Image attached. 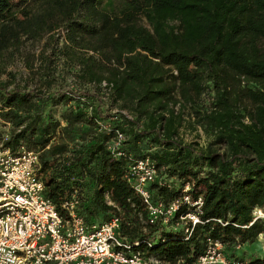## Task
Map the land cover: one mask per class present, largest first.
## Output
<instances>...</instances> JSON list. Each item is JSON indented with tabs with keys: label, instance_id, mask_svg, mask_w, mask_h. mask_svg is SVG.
I'll return each mask as SVG.
<instances>
[{
	"label": "trees",
	"instance_id": "1",
	"mask_svg": "<svg viewBox=\"0 0 264 264\" xmlns=\"http://www.w3.org/2000/svg\"><path fill=\"white\" fill-rule=\"evenodd\" d=\"M45 34L24 84L0 82V120L6 147L40 152L56 207L77 190L88 225L119 217L130 251L171 264L195 261L208 237L264 264L238 254L264 234V0H0V53ZM140 157L159 171L154 201L189 194L200 209L181 202L174 227L150 222L126 179Z\"/></svg>",
	"mask_w": 264,
	"mask_h": 264
},
{
	"label": "built area",
	"instance_id": "2",
	"mask_svg": "<svg viewBox=\"0 0 264 264\" xmlns=\"http://www.w3.org/2000/svg\"><path fill=\"white\" fill-rule=\"evenodd\" d=\"M9 137L8 129L0 141V264H171L146 256L140 250L130 251L131 244L119 232V217L88 225L79 213L82 196L77 190L66 196L62 213L45 194V183L38 175L40 152L26 145L13 151L4 145ZM124 138V134L117 131L110 149H119ZM121 154L123 152L119 151L118 155ZM158 175L150 157L137 158L126 169V179L143 198L150 222L170 225L181 202L192 203L200 209L202 199L192 202L189 194L168 204L154 201L148 185ZM255 215L264 216V213L256 209ZM185 218L193 225L200 222L194 212L181 215V219ZM186 231L191 234L192 229L189 227ZM177 264L250 263L229 258L225 244L208 237L204 254L191 263L180 261Z\"/></svg>",
	"mask_w": 264,
	"mask_h": 264
},
{
	"label": "rangeland",
	"instance_id": "3",
	"mask_svg": "<svg viewBox=\"0 0 264 264\" xmlns=\"http://www.w3.org/2000/svg\"><path fill=\"white\" fill-rule=\"evenodd\" d=\"M35 11H42V6L38 4H33ZM55 32H58L56 30ZM62 34V32H61ZM49 34H45L37 41H32L26 36L22 39V44L20 46V51L14 53L15 48H9L8 50L0 53V82L7 83L9 87H13L16 84H24V81L30 77L31 70L25 64V57L27 55L37 54L46 44ZM61 40L60 43H62ZM13 49V50H12ZM39 61L36 62V65H39ZM31 84H34V78L30 80ZM124 113L130 116L127 110H122ZM9 129V125L4 126L0 120V133L5 132ZM201 137L198 138L202 143L207 141V138L204 134L203 128H199ZM194 135L186 132V137L188 139L192 138ZM1 141V139H0ZM242 252V253H241ZM252 253H257L261 256L264 255V234H261L258 240L251 244L242 247L241 251H238V254L241 257H249Z\"/></svg>",
	"mask_w": 264,
	"mask_h": 264
}]
</instances>
